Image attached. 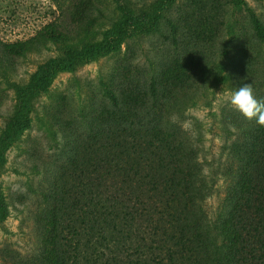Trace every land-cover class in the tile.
Listing matches in <instances>:
<instances>
[{
  "label": "rangeland",
  "instance_id": "rangeland-1",
  "mask_svg": "<svg viewBox=\"0 0 264 264\" xmlns=\"http://www.w3.org/2000/svg\"><path fill=\"white\" fill-rule=\"evenodd\" d=\"M159 1L0 0V264L41 262L44 214L54 201L70 208V197L59 202L62 174L89 149L90 132H102L111 117L103 109L107 89L149 82L159 68L170 76L196 69L172 100L168 120L188 135L201 168L208 224L223 211L229 153L244 137L240 125L256 123L230 106L231 94L251 83L264 100V39L251 15L264 23V0ZM157 15L158 26L142 32L139 26ZM118 23L127 32L106 53ZM48 25L55 36L41 35ZM49 66L57 71L42 89L36 75ZM23 118L28 123L17 135ZM5 135L11 140L3 149ZM85 213L78 229L92 235L87 250L94 252L107 220L98 206L87 205Z\"/></svg>",
  "mask_w": 264,
  "mask_h": 264
},
{
  "label": "trees",
  "instance_id": "trees-1",
  "mask_svg": "<svg viewBox=\"0 0 264 264\" xmlns=\"http://www.w3.org/2000/svg\"><path fill=\"white\" fill-rule=\"evenodd\" d=\"M251 15L264 39V23ZM159 17L152 18L154 25L151 20L139 26L141 31L150 33ZM125 28L117 24L106 53L117 50ZM56 33L48 25L41 35ZM89 52L95 54V47ZM195 70L170 76L159 68L149 82L107 89L103 109L121 118L111 115L102 132L92 130L89 149L72 158L62 174L59 202L70 197V208L63 210L54 201L44 214L39 264H264V127L240 125L244 137L229 153L232 181L224 209L208 224L203 207L208 187L201 168L188 135L168 120L172 100L185 92ZM56 71L55 66L41 69L36 75L40 88H47ZM26 122L21 120L17 135ZM10 140L2 138L3 149ZM87 205L98 206L107 220L108 231L94 252L87 250V241L94 244L92 235L78 229Z\"/></svg>",
  "mask_w": 264,
  "mask_h": 264
},
{
  "label": "clouds",
  "instance_id": "clouds-1",
  "mask_svg": "<svg viewBox=\"0 0 264 264\" xmlns=\"http://www.w3.org/2000/svg\"><path fill=\"white\" fill-rule=\"evenodd\" d=\"M229 104L249 122L255 121L264 127V100H258L254 96L251 83L240 85L231 94Z\"/></svg>",
  "mask_w": 264,
  "mask_h": 264
}]
</instances>
